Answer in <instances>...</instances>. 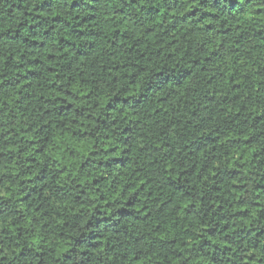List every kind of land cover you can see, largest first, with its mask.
<instances>
[{
  "label": "trees",
  "instance_id": "1",
  "mask_svg": "<svg viewBox=\"0 0 264 264\" xmlns=\"http://www.w3.org/2000/svg\"><path fill=\"white\" fill-rule=\"evenodd\" d=\"M0 264H264V0H0Z\"/></svg>",
  "mask_w": 264,
  "mask_h": 264
}]
</instances>
